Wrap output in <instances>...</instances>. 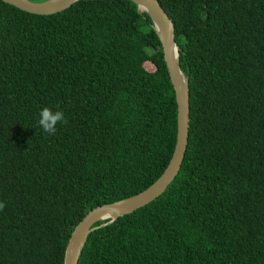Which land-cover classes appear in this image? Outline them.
Here are the masks:
<instances>
[{"label":"trees","instance_id":"obj_1","mask_svg":"<svg viewBox=\"0 0 264 264\" xmlns=\"http://www.w3.org/2000/svg\"><path fill=\"white\" fill-rule=\"evenodd\" d=\"M158 1L189 83L184 158L162 194L89 233L77 264H264V0ZM44 107L67 120L54 135ZM176 112L135 2L41 15L0 0V264H63L89 210L162 173Z\"/></svg>","mask_w":264,"mask_h":264},{"label":"water","instance_id":"obj_2","mask_svg":"<svg viewBox=\"0 0 264 264\" xmlns=\"http://www.w3.org/2000/svg\"><path fill=\"white\" fill-rule=\"evenodd\" d=\"M26 12L49 15L70 7L78 0H2ZM138 9L148 13L162 47L163 59L173 87L176 102V139L168 164L158 178L141 192L130 197L106 203L89 210L76 224L65 246L63 264H77L86 238L99 226L112 223L118 217L131 213L162 194L178 174L188 142L189 83L179 65L174 23L158 0H131ZM142 6V7H141ZM100 220L107 222L95 225Z\"/></svg>","mask_w":264,"mask_h":264},{"label":"clouds","instance_id":"obj_3","mask_svg":"<svg viewBox=\"0 0 264 264\" xmlns=\"http://www.w3.org/2000/svg\"><path fill=\"white\" fill-rule=\"evenodd\" d=\"M38 125L40 128L49 135H54L57 131L56 125L58 123H67L64 113L60 110L53 111L49 107H44L39 112ZM5 204L0 202V210H3Z\"/></svg>","mask_w":264,"mask_h":264},{"label":"rangeland","instance_id":"obj_4","mask_svg":"<svg viewBox=\"0 0 264 264\" xmlns=\"http://www.w3.org/2000/svg\"><path fill=\"white\" fill-rule=\"evenodd\" d=\"M146 67L150 69V66L147 65Z\"/></svg>","mask_w":264,"mask_h":264},{"label":"bare ground","instance_id":"obj_5","mask_svg":"<svg viewBox=\"0 0 264 264\" xmlns=\"http://www.w3.org/2000/svg\"><path fill=\"white\" fill-rule=\"evenodd\" d=\"M142 7V6H141Z\"/></svg>","mask_w":264,"mask_h":264}]
</instances>
